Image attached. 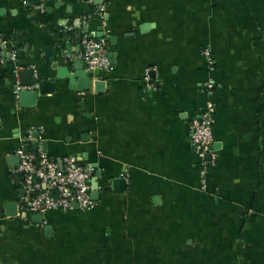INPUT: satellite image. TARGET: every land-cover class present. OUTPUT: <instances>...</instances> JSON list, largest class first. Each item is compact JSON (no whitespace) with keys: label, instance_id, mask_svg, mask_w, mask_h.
I'll use <instances>...</instances> for the list:
<instances>
[{"label":"crops","instance_id":"0c3cea01","mask_svg":"<svg viewBox=\"0 0 264 264\" xmlns=\"http://www.w3.org/2000/svg\"><path fill=\"white\" fill-rule=\"evenodd\" d=\"M37 7L0 0V38L19 51L12 63L0 47V264H264V0ZM83 32L106 38L109 72L87 69ZM16 68L34 72L32 91L44 80L57 85L21 106ZM60 70L83 72L90 84L58 79ZM209 102L216 165L204 191L190 127ZM26 140L92 165L96 208L24 219L16 154Z\"/></svg>","mask_w":264,"mask_h":264},{"label":"built area","instance_id":"2783aa9c","mask_svg":"<svg viewBox=\"0 0 264 264\" xmlns=\"http://www.w3.org/2000/svg\"><path fill=\"white\" fill-rule=\"evenodd\" d=\"M38 9L45 10L48 0H37ZM105 7L100 9L103 15ZM81 59L91 72L111 70L108 43L106 38L82 39ZM10 48V62L17 63L19 51L15 44L0 38V47ZM205 56L209 64L213 65L211 52L206 50ZM0 52V65L3 63ZM19 68L15 69L14 94L19 99L21 92L32 91L34 87L22 86ZM207 90L211 94L213 83H208ZM148 89H155L154 85L147 84ZM215 105L209 102L200 118L191 123L190 142L200 160L201 189H207V177L211 168L216 165V151L214 149ZM30 130L29 139L32 141L33 132ZM19 158L17 172L22 176V188L25 192L19 213L46 215L51 211H70L75 206L81 211H92L97 202L91 196L94 167L83 165L75 156L64 157L61 160L52 157L44 148H31L27 140L17 150Z\"/></svg>","mask_w":264,"mask_h":264},{"label":"water","instance_id":"95a60500","mask_svg":"<svg viewBox=\"0 0 264 264\" xmlns=\"http://www.w3.org/2000/svg\"><path fill=\"white\" fill-rule=\"evenodd\" d=\"M86 34V32H83L81 40L84 38V35ZM103 38V34L98 35L97 39ZM10 54L8 53L6 58H9ZM79 68V65L78 67ZM64 72V73H62ZM69 71L65 70V71H61V74L64 75H58V79H63V78H69L71 80V83H74L75 79L77 81V79H79L80 84L81 83H87L90 84V78H85L86 75L83 74V72H77L74 74V76H70L69 74H67ZM93 73V72H91ZM64 76V77H63ZM20 82L22 86H30V87H36V79L34 77V72L32 70H23L20 72ZM57 85L55 80H51V81H41L38 83V87L36 88L37 90L35 91H25V92H21L20 96H19V103L21 106H25V107H33L36 106L39 96L40 95H45L47 93L53 92V88H55ZM54 86V87H53ZM97 86L99 88L102 87V84H97ZM37 135V134H36ZM95 187H97V184H94ZM125 186V181L123 179H116L113 181V187H119V189H123ZM91 195L94 199H98L97 195L98 192H91ZM76 207V206H75ZM7 214L10 217H14L17 215V206L16 204H10L7 207ZM24 219H30L33 220V222L36 224L39 223H43L45 221V216L44 215H40V214H27V213H23L21 215Z\"/></svg>","mask_w":264,"mask_h":264}]
</instances>
